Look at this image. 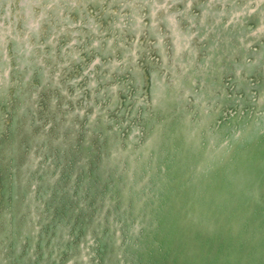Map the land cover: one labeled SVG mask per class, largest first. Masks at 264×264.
I'll list each match as a JSON object with an SVG mask.
<instances>
[{
    "label": "rangeland",
    "instance_id": "obj_1",
    "mask_svg": "<svg viewBox=\"0 0 264 264\" xmlns=\"http://www.w3.org/2000/svg\"><path fill=\"white\" fill-rule=\"evenodd\" d=\"M0 264H264V0H0Z\"/></svg>",
    "mask_w": 264,
    "mask_h": 264
}]
</instances>
